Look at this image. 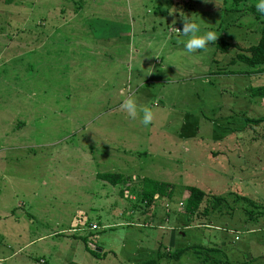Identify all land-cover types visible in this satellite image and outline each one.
<instances>
[{"label":"rangeland","instance_id":"374dc122","mask_svg":"<svg viewBox=\"0 0 264 264\" xmlns=\"http://www.w3.org/2000/svg\"><path fill=\"white\" fill-rule=\"evenodd\" d=\"M248 1L0 0V264H264V123L244 121L264 118V73L170 33L185 18L255 45ZM127 94L151 124L120 111ZM141 177L171 198L147 203Z\"/></svg>","mask_w":264,"mask_h":264},{"label":"trees","instance_id":"16d2710c","mask_svg":"<svg viewBox=\"0 0 264 264\" xmlns=\"http://www.w3.org/2000/svg\"><path fill=\"white\" fill-rule=\"evenodd\" d=\"M249 2L248 0H232V5L235 6L237 4ZM249 10L254 14V18L260 24L259 37L255 45H249L247 47H240L236 43H231L223 38H218L215 42V47L219 51H223L227 48L234 47L238 51H236L235 55L231 57L229 60L230 63H234L235 61L241 62L249 67H253L255 69L256 74L264 73V15L260 14L255 10L253 4L249 5ZM234 10V9H231ZM245 73H249L251 71H243ZM250 92L253 96L260 95L264 97V88H251ZM244 121L250 124L258 125L264 123V118L253 119L250 117H245ZM95 179L102 181L103 183L109 186H121L120 195L126 192L128 189V183L131 181L129 175H121L117 173H101L96 174ZM141 185H140V195L142 198L146 199L147 203L154 198L155 195H161L166 199H170L172 195V185L168 182H164V180H156L148 177H141ZM187 192V197L184 206V212L188 215H194L198 212L199 206L201 205L204 194L203 192L194 186H188L185 188ZM213 210V208H212ZM207 213L204 211L203 215ZM83 240L84 239H80ZM197 246H188L181 249L175 250L172 254H165V257L171 260H179L185 253L189 251H197ZM91 255L97 257L98 254L94 251H89ZM163 255V254H162ZM164 256V255H163ZM148 263V260L146 261Z\"/></svg>","mask_w":264,"mask_h":264},{"label":"clouds","instance_id":"9594fccd","mask_svg":"<svg viewBox=\"0 0 264 264\" xmlns=\"http://www.w3.org/2000/svg\"><path fill=\"white\" fill-rule=\"evenodd\" d=\"M255 8L260 14L264 15V0H258ZM173 24H175V20H173ZM175 29L179 34L189 37L185 43L186 52L189 54L206 50L209 43H215L218 38V35L214 31H207L202 35H197L200 32V25L191 19L184 18L182 30ZM121 94L125 95L124 90H121ZM119 108L120 111L126 113L128 118L132 120H136L139 117L140 122L144 126L151 124L155 118L154 111L150 107H142L138 104L135 94H127Z\"/></svg>","mask_w":264,"mask_h":264},{"label":"crops","instance_id":"0c3cea01","mask_svg":"<svg viewBox=\"0 0 264 264\" xmlns=\"http://www.w3.org/2000/svg\"><path fill=\"white\" fill-rule=\"evenodd\" d=\"M2 209H1V207H0V218L1 217H5L6 216V214H7V212L6 213H2ZM8 211V210H7ZM3 214V215H2ZM1 220V219H0ZM87 255V254H86ZM44 256L46 257V258H48V260H49V258H50V256L48 255V254H44ZM55 257V255H53V258ZM61 256L59 255V256H56V258H55V261H56V264H57V261L59 260V258H60ZM40 259V258H39ZM52 259V258H51ZM50 261V260H49ZM52 262V261H51ZM82 262H84V261H82ZM52 264H54L53 262H52ZM68 264H70V263H68Z\"/></svg>","mask_w":264,"mask_h":264},{"label":"built area","instance_id":"2783aa9c","mask_svg":"<svg viewBox=\"0 0 264 264\" xmlns=\"http://www.w3.org/2000/svg\"><path fill=\"white\" fill-rule=\"evenodd\" d=\"M177 29H178V28H177ZM170 33L178 34V32L176 31V29H174L173 31H170ZM136 225H138V224H136ZM96 230H97V226H95V225L90 226V231H91V232H94V231H96ZM37 262H38L39 264L42 263V259H38Z\"/></svg>","mask_w":264,"mask_h":264}]
</instances>
